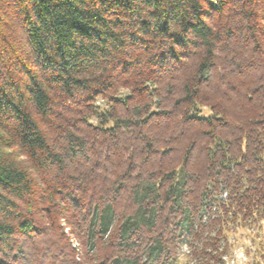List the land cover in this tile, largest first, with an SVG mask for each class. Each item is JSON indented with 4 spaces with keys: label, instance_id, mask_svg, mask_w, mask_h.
Segmentation results:
<instances>
[{
    "label": "trees",
    "instance_id": "16d2710c",
    "mask_svg": "<svg viewBox=\"0 0 264 264\" xmlns=\"http://www.w3.org/2000/svg\"><path fill=\"white\" fill-rule=\"evenodd\" d=\"M262 219L264 0H0V264H221Z\"/></svg>",
    "mask_w": 264,
    "mask_h": 264
},
{
    "label": "rangeland",
    "instance_id": "374dc122",
    "mask_svg": "<svg viewBox=\"0 0 264 264\" xmlns=\"http://www.w3.org/2000/svg\"><path fill=\"white\" fill-rule=\"evenodd\" d=\"M77 241L72 237L71 246L77 247ZM223 258L221 264H264V219L233 227L227 234L226 253ZM184 261L185 259H179L177 262L184 264Z\"/></svg>",
    "mask_w": 264,
    "mask_h": 264
}]
</instances>
